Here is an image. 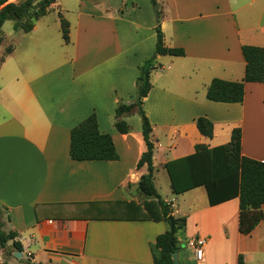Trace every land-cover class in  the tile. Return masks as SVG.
Segmentation results:
<instances>
[{"label":"crops","instance_id":"crops-1","mask_svg":"<svg viewBox=\"0 0 264 264\" xmlns=\"http://www.w3.org/2000/svg\"><path fill=\"white\" fill-rule=\"evenodd\" d=\"M64 1L56 0L51 10L60 5L70 11ZM158 4L165 45L185 51L184 57L155 56L159 68L151 74L144 102L155 146L154 185L173 217L186 219L180 264H240V259L264 264V221L250 235L242 234L239 198L211 205L205 186L177 195L166 169L194 154L197 145L228 144L237 128L242 154L264 162V84L246 83L241 104L206 97L214 79L243 80L242 46L264 49V0ZM71 11L69 43L61 20L53 24L45 16L31 32L20 31L3 61L0 38L1 221L6 220V233L17 234L29 259L21 261L14 248L7 254L11 242L0 248V264H154L150 245L170 224L145 220L139 183L149 170L138 168L147 151L142 120L137 113L124 116L131 127L126 135L115 124L118 104L137 99L140 65L156 50L158 23L140 54L144 35L132 40L127 33L132 26L144 28L127 21L119 5L74 0ZM92 114L100 132L112 136L118 161L72 160L71 131ZM201 117L213 123L212 139L199 132ZM198 237L207 240L201 262L187 245Z\"/></svg>","mask_w":264,"mask_h":264},{"label":"trees","instance_id":"trees-1","mask_svg":"<svg viewBox=\"0 0 264 264\" xmlns=\"http://www.w3.org/2000/svg\"><path fill=\"white\" fill-rule=\"evenodd\" d=\"M10 0H0V33L7 21L14 23L16 31L29 33L35 23L46 16L56 0H22L19 3H9ZM153 5L158 3L151 0ZM160 15V13H159ZM63 39L70 42L69 23L61 16ZM156 56L184 57L182 48H170L165 45L161 24L156 27ZM11 49L6 50V55ZM246 62L245 76L242 81L230 82L214 79L208 87L206 97L218 103L241 104L245 100L246 83L264 84V49L255 46H242ZM5 57H2V61ZM156 57H152L140 65L136 88L137 99L132 104H118L116 108V128L120 134L126 135L131 127L122 118L137 113L142 120V134L147 151L142 155L138 168L148 166L149 173L142 177L139 190L146 200L143 203L145 220L153 222L165 221L172 215L171 206L158 194L154 185V143L151 140L152 125L144 110V102L148 97L152 84L151 74L159 68ZM197 128L201 135L212 139L213 123L201 117L197 120ZM242 130L232 132L231 141L216 148L200 144L194 154L171 161L166 164L170 176L172 190L175 194H183L200 186H205L211 205L219 204L231 198H239L240 217L239 230L244 235H250L264 221V162L246 157L241 149ZM70 156L74 161H118L120 159L113 138L99 130L96 114H92L71 131ZM217 199V200H216ZM0 208V215H2ZM186 226V219L176 220L174 233L168 231L156 238L150 245L154 264H173L172 254L182 248L179 236ZM0 226V248L7 249L9 242L19 252L23 251L21 243L16 241L15 232L6 233ZM240 264L242 261L240 259Z\"/></svg>","mask_w":264,"mask_h":264},{"label":"rangeland","instance_id":"rangeland-1","mask_svg":"<svg viewBox=\"0 0 264 264\" xmlns=\"http://www.w3.org/2000/svg\"><path fill=\"white\" fill-rule=\"evenodd\" d=\"M74 0H68V7L70 8V11H67V9H65L62 6H58V8L56 9H52L46 16V19H50L51 23L56 24V22L60 23V18L61 16L65 19H72L75 16V13L71 11L72 8V2ZM93 2H99L100 0H91ZM110 3H113V5H119L122 10L124 11L125 15V19L129 22H131V24H135L138 23L140 24L141 27H143L144 29L140 30V31H136L134 30V27L136 26H132V30L130 31V33H127L128 35L131 36L132 40H136L138 39V35H144V45L141 46V49L139 47V51L140 54L141 52H143V49L146 48L145 46H148V40H146V38H148V35L151 33L150 31L152 29H150L152 27L153 22L156 23H160L161 24V18L156 16L155 13V8L156 6H158L159 4H157L156 6H153L151 3V0H108ZM158 3V0H156ZM57 2H65L64 0H57ZM160 8H158V12H159ZM60 14V16H59ZM128 25V24H126ZM12 33V38H5V35H9ZM153 33V32H152ZM22 35L20 31H16L14 29V23L12 21H7L3 28H2V32L0 33V38H3V40L5 41V43L3 45H1V48L3 50L2 56L5 57L6 56V49L9 46H15V42H13L12 40L15 39L16 37ZM132 45V42H129ZM137 49V48H136ZM155 52L152 54V57H154ZM151 57V58H152ZM136 118L141 119V117L136 114ZM136 123H134V125L132 124V126H135ZM140 124H141V120H140ZM136 128V127H135ZM3 230L5 229L6 226V220L4 218H2V222ZM12 242V241H11ZM9 242V244L11 243ZM14 253L13 247L9 248V252L7 254L12 255ZM6 258L7 255L5 254ZM21 261H29V259H25L24 256L22 257V259H20Z\"/></svg>","mask_w":264,"mask_h":264},{"label":"built area","instance_id":"built-area-1","mask_svg":"<svg viewBox=\"0 0 264 264\" xmlns=\"http://www.w3.org/2000/svg\"><path fill=\"white\" fill-rule=\"evenodd\" d=\"M206 244L207 240L201 237L194 238L187 243L188 247L194 251L195 259L199 262L204 259V248Z\"/></svg>","mask_w":264,"mask_h":264},{"label":"water","instance_id":"water-1","mask_svg":"<svg viewBox=\"0 0 264 264\" xmlns=\"http://www.w3.org/2000/svg\"><path fill=\"white\" fill-rule=\"evenodd\" d=\"M158 8H159V5L156 6V8H155V13H156V16H157V17H159ZM154 56H156V54H155ZM168 220L170 221V231H171L172 233H174L175 230H176V219L173 217V215H170V216L168 217ZM1 222H2V221H1V215H0V226H1ZM15 256H16L17 258H22V257H23L22 252H17V253L15 254ZM172 259H173V264H180V261H179V255H178L177 252H175V253L172 254Z\"/></svg>","mask_w":264,"mask_h":264}]
</instances>
